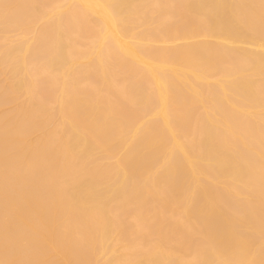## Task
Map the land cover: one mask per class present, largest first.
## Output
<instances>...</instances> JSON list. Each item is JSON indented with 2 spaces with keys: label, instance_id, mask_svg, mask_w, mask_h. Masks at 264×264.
<instances>
[{
  "label": "bare ground",
  "instance_id": "bare-ground-1",
  "mask_svg": "<svg viewBox=\"0 0 264 264\" xmlns=\"http://www.w3.org/2000/svg\"><path fill=\"white\" fill-rule=\"evenodd\" d=\"M0 264H264V0H0Z\"/></svg>",
  "mask_w": 264,
  "mask_h": 264
}]
</instances>
